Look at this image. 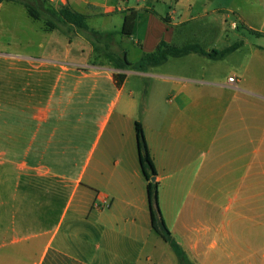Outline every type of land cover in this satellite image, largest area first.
I'll return each mask as SVG.
<instances>
[{
  "label": "crops",
  "instance_id": "0c3cea01",
  "mask_svg": "<svg viewBox=\"0 0 264 264\" xmlns=\"http://www.w3.org/2000/svg\"><path fill=\"white\" fill-rule=\"evenodd\" d=\"M165 1L63 5L88 20L105 15L114 23L120 14L119 29L101 31L117 33L132 63L161 42L218 50L216 9L184 16L169 6L162 17ZM131 10L138 13L135 30L123 37ZM231 12L234 29L264 39V26ZM39 31L51 34L40 54L0 52V264H179L151 226L138 123L163 218L191 262L264 264V237L252 231L264 225V44L239 34L220 50L239 47L221 59L190 53L118 70L107 61L94 65L93 48L80 36ZM191 34L208 46L188 43ZM234 55L243 56L240 63L217 76L214 66ZM188 58L193 71L182 61ZM119 72L126 75L120 87Z\"/></svg>",
  "mask_w": 264,
  "mask_h": 264
},
{
  "label": "rangeland",
  "instance_id": "374dc122",
  "mask_svg": "<svg viewBox=\"0 0 264 264\" xmlns=\"http://www.w3.org/2000/svg\"><path fill=\"white\" fill-rule=\"evenodd\" d=\"M103 3L104 0H97ZM143 1V0H142ZM131 4H136L137 0H130ZM166 4L161 6V16L166 17L170 13L169 6L172 9L178 10L177 13H182L185 16L187 10H191L194 16H198L203 9L209 8V10H217V25L220 28L221 36L214 43V48L218 50L227 47L229 44H233L239 40V34L253 43L264 44V39H258L255 36L249 35V33L243 31V29L236 30L233 28V22L238 23L237 17L231 12L237 13L246 17L250 25L255 28H262L264 26V0H166ZM178 3V4H177ZM48 6L60 7L47 0ZM114 23L111 22V18L105 15H98L87 21V27L89 30H113L115 27L119 29L121 27L120 22L122 16L120 14L115 15ZM157 23L160 26L171 28L168 22L162 19L160 16L156 17ZM205 21L194 22V25L204 24ZM216 23V22H215ZM144 23L139 26V32H142ZM39 29L45 30V24L42 20H35L31 18L27 12V9L20 3L15 1L5 0L0 8V52L14 53V54H30L38 55L42 51L41 44H46L50 39L51 34L39 31ZM195 34V33H193ZM189 36L188 43H200L203 46H208L206 42L201 39H196L194 35ZM131 51L130 58L133 60L137 56V52L133 51L132 44H125ZM246 51V50H245ZM245 53V52H244ZM97 57V56H96ZM243 56L234 55L218 62L214 66L213 70L217 76L227 75L232 67L238 63ZM99 62L107 61L103 56H99L97 59ZM186 66L190 70H195L197 65L193 58H188ZM182 64V65H184ZM257 65H253L252 69L254 73ZM264 87V86H263ZM209 210V209H205ZM253 226V233H262L264 237V225ZM258 227V228H257ZM263 239H253V244L261 242Z\"/></svg>",
  "mask_w": 264,
  "mask_h": 264
},
{
  "label": "trees",
  "instance_id": "16d2710c",
  "mask_svg": "<svg viewBox=\"0 0 264 264\" xmlns=\"http://www.w3.org/2000/svg\"><path fill=\"white\" fill-rule=\"evenodd\" d=\"M5 0H0L2 4ZM22 4L29 14L35 20H42L46 30H58L59 32L69 36H80L87 41L93 48L94 60L93 64L97 65L98 57L103 56L107 62L112 64L118 70H145L151 66H159L164 64L170 57H182L190 53H199L212 59H221L236 50L239 45H233L223 50L205 51L200 45L187 44L177 48L161 42L156 51L142 56L140 61L132 63L127 57V52L121 47L117 40V33L114 31H97L89 30L87 27L88 17L81 14L69 5L60 7L48 6L47 0H8ZM138 13L135 10L129 11L124 17V22L120 35L123 37L132 36ZM97 56V57H96ZM114 79L117 86H122L126 79L124 73H115ZM138 147L140 154V164L143 174L148 182L147 192L149 199V207L151 212L152 229L167 242L178 257L179 264H194L189 259L187 253L182 246L174 239L163 218L162 211L159 206V183L152 182L151 178L157 176L142 126L136 125Z\"/></svg>",
  "mask_w": 264,
  "mask_h": 264
},
{
  "label": "built area",
  "instance_id": "2783aa9c",
  "mask_svg": "<svg viewBox=\"0 0 264 264\" xmlns=\"http://www.w3.org/2000/svg\"><path fill=\"white\" fill-rule=\"evenodd\" d=\"M49 2L56 4L58 6L63 5L64 3H66L68 0H48ZM233 26L236 27V23H233ZM229 82H235V77H230L228 79Z\"/></svg>",
  "mask_w": 264,
  "mask_h": 264
},
{
  "label": "water",
  "instance_id": "95a60500",
  "mask_svg": "<svg viewBox=\"0 0 264 264\" xmlns=\"http://www.w3.org/2000/svg\"><path fill=\"white\" fill-rule=\"evenodd\" d=\"M151 181H152V182H155V181H156V176H153V177L151 178Z\"/></svg>",
  "mask_w": 264,
  "mask_h": 264
}]
</instances>
